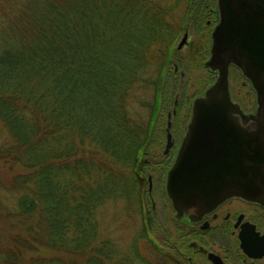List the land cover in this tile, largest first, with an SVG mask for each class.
Instances as JSON below:
<instances>
[{
    "label": "trees",
    "instance_id": "obj_1",
    "mask_svg": "<svg viewBox=\"0 0 264 264\" xmlns=\"http://www.w3.org/2000/svg\"><path fill=\"white\" fill-rule=\"evenodd\" d=\"M193 2L0 0V264H116L96 212L141 186L148 126L127 108L151 86L160 105Z\"/></svg>",
    "mask_w": 264,
    "mask_h": 264
},
{
    "label": "water",
    "instance_id": "obj_2",
    "mask_svg": "<svg viewBox=\"0 0 264 264\" xmlns=\"http://www.w3.org/2000/svg\"><path fill=\"white\" fill-rule=\"evenodd\" d=\"M217 9L219 22L205 62L214 81L191 101L190 120L166 176L175 216L190 221L229 197L264 199V0H217ZM186 39L185 34L178 48ZM231 65L256 91L253 115L231 100Z\"/></svg>",
    "mask_w": 264,
    "mask_h": 264
},
{
    "label": "flooded vegetation",
    "instance_id": "obj_3",
    "mask_svg": "<svg viewBox=\"0 0 264 264\" xmlns=\"http://www.w3.org/2000/svg\"><path fill=\"white\" fill-rule=\"evenodd\" d=\"M192 6L194 12L187 23L180 27V30L185 31L186 27L190 24L192 31L196 33L202 32L207 35L208 41L205 45L208 59L211 47V33L219 22L217 0H197L192 3ZM188 33V30L184 32L187 37ZM178 38L179 33L176 35L174 42H176ZM187 44L188 41L186 39L181 48H178L177 45V50H181ZM172 56L173 53L168 60L166 71L162 76V81L159 86L158 93L162 101H160L158 108L154 110L155 118L148 123L146 144L144 143V147L139 148L137 151L134 167L141 187L146 177L149 195L153 188L154 190H156V188H158L159 191L161 190V194L159 195L161 202H163L164 194L166 193L165 184L167 172L175 161L190 120L191 101L196 96L202 94L206 87L214 81L213 78L200 93L193 95L194 97L190 100L188 110L186 108L184 110L182 119L179 117L180 120H173L172 118L178 114L177 112L181 105L178 101V90L184 93V89L186 90V88L185 86H181L184 73L181 70L179 71L178 62L172 61L171 63ZM202 62L205 66V60ZM170 65H172V69ZM230 69L239 71L240 75L245 80L242 84H247L249 86L253 95V103L250 108H245L243 104L233 98L230 84ZM211 74L215 77L214 72ZM169 84L170 86H168ZM228 84L232 101L240 106L244 114L249 116L255 114L257 110L256 91L250 80H248L242 74L241 70L234 65L229 67ZM165 90L167 91L166 94L169 96L165 104L173 97L171 104L170 102L168 104L171 106V111H167L165 121H158L159 108H166L162 97V92H166ZM181 111L182 108H180L179 114ZM150 145L156 146L161 156L155 166L152 164L151 160L147 158L148 150L145 151ZM153 177H155L154 180ZM163 188L165 193H162ZM167 199L169 200L168 197ZM143 201L144 195L141 193V207L144 214V222L146 224L147 210ZM169 203L173 210L170 200ZM152 208L155 209L154 204ZM172 219L175 223L182 224L187 231L183 233L177 241L179 245L177 246L174 244L170 252L167 253L170 264H179V261L180 264H263L264 262V199L257 202L229 197L217 205L212 211L205 214L199 221L177 218L174 210ZM149 239L155 246L157 252H162L160 246L154 239L151 237H149ZM244 248H246L250 254L246 252Z\"/></svg>",
    "mask_w": 264,
    "mask_h": 264
},
{
    "label": "rangeland",
    "instance_id": "obj_4",
    "mask_svg": "<svg viewBox=\"0 0 264 264\" xmlns=\"http://www.w3.org/2000/svg\"><path fill=\"white\" fill-rule=\"evenodd\" d=\"M186 30L189 32L187 37L188 44L181 50H177V45L185 35L184 32ZM186 30H179V38L174 42V52L171 58V63L172 61L179 63V71L181 70L184 73L181 86L186 88L184 93L178 90V101L181 104L179 110L182 108V111L179 114L178 110V114L172 118L175 121L179 117L182 119L184 110L185 108L188 110L190 100L194 97L193 95L200 93L214 78V75L205 68L202 62L203 60L207 61L205 45L208 41L207 35L202 32L196 33L192 31L190 24L186 27ZM170 68L172 69V65H170ZM154 74L153 72L151 77ZM230 81L233 98L243 104L245 108H250L253 103V95L249 86L242 84L245 80L239 71L230 69ZM153 90V86H151L142 94V101H132L130 108H127L134 118L147 126L153 118V110L156 109L152 108L154 102ZM166 93L167 91L162 92L164 104L169 98ZM172 100L173 97L169 101L170 104ZM169 102L164 105L166 108H159L158 121L166 120L167 111H171V106L168 105ZM8 138L7 129L0 122V147L5 144ZM146 150H148L147 158L155 166L156 162L161 158L158 148L150 145ZM12 174L13 171L0 166V180L12 176ZM154 179L155 177H153ZM134 188L136 189V187ZM124 190L121 193L122 196L108 200L97 209L96 221L98 223L99 239L108 240L112 243L114 248L113 260L116 264H170L167 253L170 252L174 244L179 245L177 241L187 230L182 224H177L173 221V210L166 197L164 188L162 191V193H165L163 202H161L159 197L161 190L159 191L158 188L156 190L153 188L154 191L152 190L149 195L146 177L145 181L143 180L142 187L138 184L135 194L127 186L124 187ZM141 193L144 195L143 202L147 210L146 224L141 207ZM12 197L13 192L7 190V187L3 189L0 186V199L3 201V205L10 206L11 201H13ZM153 204L155 209L152 208ZM0 207V212H2L3 206L1 203ZM2 222L3 220L0 219V226ZM149 237L154 239L162 252H157Z\"/></svg>",
    "mask_w": 264,
    "mask_h": 264
},
{
    "label": "bare ground",
    "instance_id": "obj_5",
    "mask_svg": "<svg viewBox=\"0 0 264 264\" xmlns=\"http://www.w3.org/2000/svg\"><path fill=\"white\" fill-rule=\"evenodd\" d=\"M206 62V61H205ZM205 68L207 69V70H209L206 66H205Z\"/></svg>",
    "mask_w": 264,
    "mask_h": 264
}]
</instances>
